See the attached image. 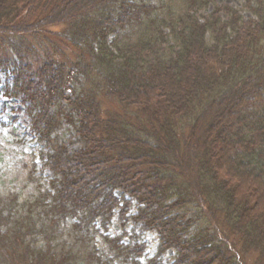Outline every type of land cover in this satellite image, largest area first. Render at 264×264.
I'll return each instance as SVG.
<instances>
[{
	"label": "trees",
	"instance_id": "16d2710c",
	"mask_svg": "<svg viewBox=\"0 0 264 264\" xmlns=\"http://www.w3.org/2000/svg\"><path fill=\"white\" fill-rule=\"evenodd\" d=\"M241 1L0 0V102L39 146L0 264H264V0Z\"/></svg>",
	"mask_w": 264,
	"mask_h": 264
},
{
	"label": "rangeland",
	"instance_id": "374dc122",
	"mask_svg": "<svg viewBox=\"0 0 264 264\" xmlns=\"http://www.w3.org/2000/svg\"><path fill=\"white\" fill-rule=\"evenodd\" d=\"M219 3L233 6L240 9L241 0H217ZM245 17H250L245 12ZM170 88L178 91V87L172 84ZM28 120L25 117L24 109L17 101L3 99L0 102V196L8 192L24 191L29 195L33 191L29 176L33 173L34 154L39 151V146L27 132ZM33 180L38 182L40 171H35ZM47 174H49L47 172ZM43 178H46L43 176ZM42 178V180H43ZM116 219L113 221L111 233H118ZM148 244L147 254L153 256L157 247V239L153 234L146 237ZM172 253L165 258L166 264L172 262Z\"/></svg>",
	"mask_w": 264,
	"mask_h": 264
}]
</instances>
